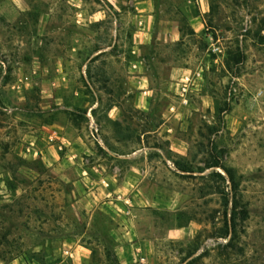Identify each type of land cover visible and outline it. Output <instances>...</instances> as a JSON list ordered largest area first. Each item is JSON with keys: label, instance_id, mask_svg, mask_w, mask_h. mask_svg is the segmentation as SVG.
<instances>
[{"label": "rangeland", "instance_id": "1", "mask_svg": "<svg viewBox=\"0 0 264 264\" xmlns=\"http://www.w3.org/2000/svg\"><path fill=\"white\" fill-rule=\"evenodd\" d=\"M154 1L0 0V264H264V0Z\"/></svg>", "mask_w": 264, "mask_h": 264}, {"label": "crops", "instance_id": "2", "mask_svg": "<svg viewBox=\"0 0 264 264\" xmlns=\"http://www.w3.org/2000/svg\"><path fill=\"white\" fill-rule=\"evenodd\" d=\"M93 4L96 5L95 8L91 7L89 4L79 0V2L73 3L75 6L79 7L80 4H85L84 7L77 10V15L80 17H84L82 19L87 20H98L105 18L106 16L113 15L116 19V15H121L123 12H131L135 16L138 17V25L137 28L133 32V42L135 45L142 44L149 37L152 36L146 26L145 22L150 18H154L156 14L155 10V1L154 0H91ZM172 22V20H169ZM143 23V24H142ZM172 24V23H171ZM179 26L175 24L170 25L167 28L156 31V38L161 40H172L180 35V31L178 29ZM135 77L140 80L144 78V76L137 74ZM145 92V91H143ZM142 92V93H143ZM174 144V143H173ZM178 152H183L182 149H178Z\"/></svg>", "mask_w": 264, "mask_h": 264}, {"label": "trees", "instance_id": "3", "mask_svg": "<svg viewBox=\"0 0 264 264\" xmlns=\"http://www.w3.org/2000/svg\"><path fill=\"white\" fill-rule=\"evenodd\" d=\"M179 31H181V27H178ZM215 166H222V168L225 170L226 174L228 175L230 181H231V209H230V232H229V237L224 246H229L232 242V240L235 238V232H236V221L237 220H244L247 217L248 211L245 206L238 207L239 201L236 196V184L234 183V178H233V172L231 168H227L223 165H220L218 161H213L212 163H209L206 165L205 168H210V167H215ZM179 169L183 171H190L188 166H179ZM228 235V229H227V224H225V228L223 232L220 233V237H226ZM195 251H192L189 255L191 256L194 254ZM188 262V261H186Z\"/></svg>", "mask_w": 264, "mask_h": 264}]
</instances>
